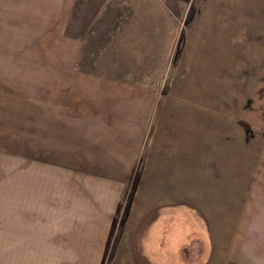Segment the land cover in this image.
Wrapping results in <instances>:
<instances>
[{"label":"rangeland","instance_id":"1","mask_svg":"<svg viewBox=\"0 0 264 264\" xmlns=\"http://www.w3.org/2000/svg\"><path fill=\"white\" fill-rule=\"evenodd\" d=\"M263 66L264 0H0L1 93L30 88L37 112L76 95L78 77L155 93L146 132L92 124L31 165L0 135V172L31 179L22 201L4 184L18 236L0 206V264H264ZM220 137L239 143V164ZM172 144L180 159L162 160Z\"/></svg>","mask_w":264,"mask_h":264},{"label":"crops","instance_id":"2","mask_svg":"<svg viewBox=\"0 0 264 264\" xmlns=\"http://www.w3.org/2000/svg\"><path fill=\"white\" fill-rule=\"evenodd\" d=\"M258 35H260V33ZM258 35L255 38H259ZM249 47L251 48L253 46ZM207 60L209 59H205L206 62ZM258 60L259 57H255L254 63H258ZM30 75L31 74H29V77L26 79H29V82L31 81ZM2 76L3 72L1 71L0 135L4 136V143L5 140L9 143L16 142L15 146L18 147V150L14 154L16 155V157H19V161L20 159H28V161L26 162L29 165H31L32 161H37V149L49 151L54 148V143L59 144V147L55 148V150H73L74 143L84 141V135L88 133L85 129L90 128V125L92 124L93 126L91 128H102V126L108 127V130L104 132H108L110 134L126 133V128H135V133H144L147 131L146 129L149 124V113L155 98V93L154 89H150L146 85L143 86L138 82L128 80L126 81L118 78L109 79L104 77H92L90 79H83V77H78L76 81H80L82 83V87L76 95L68 96V94L65 95L63 91L61 93H57L54 96V102L50 101L49 99L46 100V102L44 100L45 106H43L44 104L43 102H41L42 108H44L45 110H38L37 112V103L39 104L40 101L38 102L34 98H31V92L29 93V91L31 90L30 88L27 92L21 94V89L19 88L18 82L7 83V85H12L11 88L8 90V92H6L7 94L1 93V91H4L3 87L6 85V82L4 81V78H2ZM262 76L263 73L260 74L258 81L261 80ZM29 82L23 84L29 87L30 85H32V83ZM86 85L89 86L87 87V89L84 88ZM259 92L262 96H264V89H254V94L256 93V95H258ZM46 96L49 98L47 93ZM209 101L212 100L209 99ZM32 106H35V116L31 115ZM36 122L42 123V126L44 128L42 131L35 130V127L37 126ZM97 122H100L98 123V126H96ZM68 127H70L71 129L68 130ZM255 130H258L259 132L264 131V129L262 128L257 129L254 127L253 133L256 132ZM39 132L45 134L47 133L44 138V142H47L49 145L47 144L44 147H37L36 134ZM62 133L70 134V138L66 139L69 140V145H64L63 139H58L56 137V139L53 141V139L51 140V138L49 137V134L60 135ZM94 133L98 134L103 132H101V130H97ZM220 140L223 142V145H221L223 150L230 151L231 148L237 150L238 153L235 154L239 156V160H237L234 153H232L231 158H235L237 160V164H239V143H236V145H230L228 142H226L227 140L224 141L223 137H220ZM19 147H23V149L28 150L29 153L31 151L33 152L30 154L22 155V148ZM78 149L79 146L76 145L75 150ZM163 150L165 151H162V155H159L162 160L167 159L169 161L175 162L177 159H180V156H177V154L175 153L181 151L180 146L176 148L174 144H172L167 149ZM163 157L166 158L163 159ZM157 158L158 160H160L158 156ZM225 158H229V155H227ZM39 160L44 161V164H46V162L48 161V163L50 162L49 165L58 166L65 164L64 162H54L52 160L49 161L47 158ZM163 163L165 162H162V164ZM14 172L15 170H13L12 168L4 170L2 169L0 172V206L2 211L1 224L3 225V229H5L6 224H9L10 229H6L10 230L11 236L17 237V232H14L17 228L15 226H12V224L8 222L9 220L11 221V219L8 217L14 215L13 213L8 214V212H13L14 208L10 207L12 202L9 204V206L6 204V201H8V197L11 198V196L10 193L7 194L6 191H4V184L7 186V188L11 186V190H13L11 191L12 194L16 195L20 199V201H22V197H25L26 195H24V192H22L21 189H26V187L28 186V182L31 181V179H29L28 177H21L19 173L13 175L12 173ZM3 178L7 179L6 183L3 182ZM259 180H261V177ZM16 189H18L19 192H17ZM28 197L29 203H32L30 199L34 197V194L29 192ZM45 206H47V208H50L49 205ZM44 212L45 216H49L46 211ZM2 225H0V229L2 228Z\"/></svg>","mask_w":264,"mask_h":264}]
</instances>
